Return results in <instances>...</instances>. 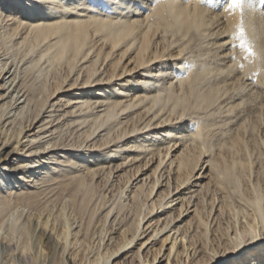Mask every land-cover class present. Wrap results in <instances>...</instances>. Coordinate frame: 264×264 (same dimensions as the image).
I'll return each instance as SVG.
<instances>
[{"label": "bare ground", "instance_id": "1", "mask_svg": "<svg viewBox=\"0 0 264 264\" xmlns=\"http://www.w3.org/2000/svg\"><path fill=\"white\" fill-rule=\"evenodd\" d=\"M238 13L217 18L198 0H0V264H206L220 247L212 264H264V68L256 83L247 66L236 76L237 25L256 33ZM185 31L220 32L224 68L195 67ZM63 117L84 145L58 142ZM149 164L100 204L93 180L114 186V171ZM48 196L60 206L44 211ZM141 196L138 220L123 223L124 199Z\"/></svg>", "mask_w": 264, "mask_h": 264}, {"label": "rangeland", "instance_id": "2", "mask_svg": "<svg viewBox=\"0 0 264 264\" xmlns=\"http://www.w3.org/2000/svg\"><path fill=\"white\" fill-rule=\"evenodd\" d=\"M183 1H189V0H183ZM190 1H194V0H190ZM198 2H199V4H202L204 7H206V10L209 13H211L212 16L216 15L217 18H220V16H224L223 14H225V12L226 13L229 12V10H231L234 7V5H238V11H239L238 16L239 17L244 16L243 14H245V13H248V12L250 13V15L248 17L250 18L251 21H253V24L255 23L254 24L255 31H256L255 37L254 36L251 37L246 32L245 26H243V22H240L237 25L236 31L234 32L236 37H234L232 39V44L229 46L228 50L230 51L232 48V51L234 52L233 56L238 59V60L237 59L236 60H237V66H238L239 70H238V73L236 74V76L240 75L239 73L242 72V70H241L242 67L247 66V67H249L248 68V74L250 75L249 76L250 81L253 83H256L258 76H260V73L264 68V46H263L264 45V5H261L260 0H198ZM256 17H258V18L256 19ZM161 30H163V29H161ZM213 31H211L208 34V36L205 38H201V37L194 36V35L191 38L192 31H189V33H187V31H185L183 34H185L186 36L181 41L182 42L181 48H183V50L185 49L182 54L185 56H189V58L191 57L193 60L194 59L195 60L197 59L199 61L200 60H206L209 62L210 66H216L217 65L216 67L224 68V66H222V65H221V67L218 66L219 63L222 62V61H220V58L218 55L219 53L222 54V51H220V49H219L220 47L218 46V43L220 41L219 34L221 36V33L220 32H213ZM171 36L172 35L170 33H167L165 35V38L170 39ZM173 37L176 38V36H173ZM255 47L259 48V50L255 49ZM202 48H204V49L202 50ZM177 49H178V47L172 49L171 51H175ZM198 50H200V51L198 52ZM205 55H207V56H205ZM203 56H205V57H203ZM209 56L210 57L212 56L211 58L213 61L211 59H209ZM254 59H256L259 62L256 67H254L255 65L253 66ZM201 62L202 61H200L199 63H194L195 64L194 66L195 67L199 66V64H201ZM225 74L226 73H224L223 75H225ZM0 79H1V77H0ZM0 83H1V80H0ZM237 102H239V101H236V103ZM260 110L261 109H256V111H258V112ZM260 112H263V115H264V108ZM255 114L257 115V113H254V116H255ZM62 119H64L65 121ZM62 119H60L58 121L61 124V128H60L61 134L59 136L58 142L61 145H68L71 147L76 146L77 145L76 142H78V143L82 142L81 144L84 145L86 143L85 137L83 138L84 135H81L79 137L78 130H76V128L74 126H72V124L70 125V123H68L66 121L65 117H63ZM63 122H64V124H67V123L68 124L64 125ZM200 159H201L200 163H202V161L204 160V156L200 157ZM153 166L154 165L149 164L148 166H145V168L142 167L138 173H136V169L133 167L132 168L131 167H125V168H123L122 171L121 170L120 171H114L113 173L115 175H117V174L121 175V176H118L116 178L115 177L113 178L114 181L112 184H114V186H111V184H109L107 182V179H105V178H103L104 180H102V178L95 179V180H93L94 192L96 193V194L94 193V195L96 197L101 196V197H99V200H102V201H100V204L104 203V205H107V204L113 203L115 201V197L113 196V194L116 193L117 189L119 187H121L120 185H122L126 180V178L123 176L125 172H127V175H129L130 182H133L136 178L140 179V178L144 177L145 176L144 173H146V175L149 174L151 169L153 168ZM206 173H207V170H205V173H204L205 176L202 179V183L207 182V178H205ZM148 181H149V179L146 182H148ZM29 183L30 182H26V185ZM110 186L113 189H111ZM141 197L142 198H139V200H137V199L133 200V198H129V197L127 199L126 198L124 199L123 202L126 205L124 206L123 211L120 213V216H119V219L123 220L122 221L123 223L124 222L125 223L128 222L129 224H135L136 223V221L138 220L137 212L139 211L138 209L141 207V205H140L142 203L141 201H143V203L147 202L146 196H141ZM100 198H102V199H100ZM113 199H114V201H112ZM45 200L48 201V203L46 202V204L47 205L49 204L50 207H49V205L48 206L45 205V207H43V209L45 208L44 211L50 210V209H55V208L59 207L60 203L62 202L61 199H56V198L52 199V197L49 198V196L46 197ZM43 201L44 200L41 201L43 203L42 206H44V203H45V201L44 202ZM54 205H55V207H54ZM237 206H241V205L239 203H237ZM96 210H98V209H96ZM99 211L100 210H98V212ZM96 213H97V211H96ZM231 215H232L231 212L230 213L226 212V216L224 214V217L222 219H220V222L222 223V225L224 227H226L228 223H231V222L233 223V219H232ZM96 217L98 218L97 214L95 215V219H96ZM128 223H127V225H129ZM109 231H111V230L108 229L107 234ZM196 238H197V242H200V243L204 242L203 241L204 238L201 239L200 235H198ZM141 241L142 240L137 241L136 246H138ZM89 242H90L89 244H91V246H92L93 242H91V241H89ZM168 242L169 241L164 242V246L161 248L160 256H162L164 253L166 254L168 252V250H167V248L169 247ZM160 245H161V243L155 242V245H153V247H152V251H154L155 249L158 250ZM207 247L213 249L217 246H215V244H213V243H210L207 245ZM218 249L219 250H215V253H213L211 256H209V257L206 256V259H205L206 264L214 263L218 257H221L223 255V248L220 247ZM0 255H1L0 261H2V260L4 261L5 254L0 253ZM164 258H165V256H163L161 258V260H162L161 264H166V260H163ZM13 264H22V263L15 260L13 262ZM132 264H135V263L132 262ZM185 264H189V263L185 262Z\"/></svg>", "mask_w": 264, "mask_h": 264}, {"label": "snow or ice", "instance_id": "3", "mask_svg": "<svg viewBox=\"0 0 264 264\" xmlns=\"http://www.w3.org/2000/svg\"><path fill=\"white\" fill-rule=\"evenodd\" d=\"M47 3V0H37V5L38 6H44ZM261 5H264V0H260ZM260 237L257 236V234H253L252 235V240L255 241L256 239H258Z\"/></svg>", "mask_w": 264, "mask_h": 264}]
</instances>
